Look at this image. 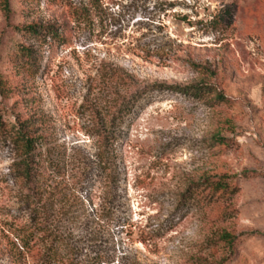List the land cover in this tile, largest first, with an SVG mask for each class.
Wrapping results in <instances>:
<instances>
[{"label":"rangeland","instance_id":"374dc122","mask_svg":"<svg viewBox=\"0 0 264 264\" xmlns=\"http://www.w3.org/2000/svg\"><path fill=\"white\" fill-rule=\"evenodd\" d=\"M8 1L0 72L12 73L7 60L22 45L38 65L18 75L24 91L4 116L13 121L21 99L66 165L53 215L68 247L56 261L46 254L53 237L37 236L38 251L23 247L32 209L16 148L0 137V264H217L224 232L239 237L225 264H264V0ZM37 23L65 37L42 44L19 30ZM111 69L133 75L140 91L113 125L108 183L98 123L114 102ZM204 83L229 102L194 96ZM215 176L238 191L206 198L203 179Z\"/></svg>","mask_w":264,"mask_h":264},{"label":"trees","instance_id":"16d2710c","mask_svg":"<svg viewBox=\"0 0 264 264\" xmlns=\"http://www.w3.org/2000/svg\"><path fill=\"white\" fill-rule=\"evenodd\" d=\"M3 1L5 10L10 12L9 1ZM19 30L29 38L40 40L42 44L45 42V35H52L54 40L57 41H61L65 37V35H62L63 33L59 32L60 27L58 25L46 26L37 23ZM36 53L37 51L32 47L20 46L7 60L11 64L9 71L12 73L5 75L0 72V137L10 141L16 148L19 162L17 166L22 168L20 176L24 188L27 189L24 200L32 209L30 222L23 226V247L27 251H38L36 246L41 241L40 237L41 239L49 236L53 237L52 245L46 254L49 260L56 261L62 256L64 248L68 247L66 239L54 232L58 221L53 215L57 202L64 199L63 181L59 179L65 176L64 171L66 170L62 172V168L66 169V165L64 164L63 167L46 139L39 134L35 127V119L28 117L24 112H20L21 99H17L14 106L10 108L11 113L14 115L13 121L6 120L4 116L8 109L7 102L18 98L24 91L18 75L20 73L33 74L35 72L38 65ZM198 68L210 72L206 67L199 66ZM106 77L110 83L109 90L113 94L114 102L108 107L105 118H100L96 109L94 114L100 118L101 122L98 125L103 128L99 135L98 157L103 164L102 173L106 176L107 182L110 183L114 174L112 168L114 151L112 147L115 144V138L113 137L112 128L117 118L123 120L125 116L130 114L134 100H138L137 93L140 90L137 89V82L133 75L123 69H111L106 72ZM191 91L194 96L199 98H212L211 102L214 104L229 102L223 91L208 83L191 87ZM113 111H116V113L111 116ZM219 142L220 145L225 144L224 139H220ZM203 186V192L207 193L205 197L212 200L223 199L238 191V187L226 176L205 177ZM46 195L48 196L45 199ZM35 235L36 237H34ZM221 243L224 247V257L217 264H225L234 257L239 237L224 232L221 236Z\"/></svg>","mask_w":264,"mask_h":264}]
</instances>
